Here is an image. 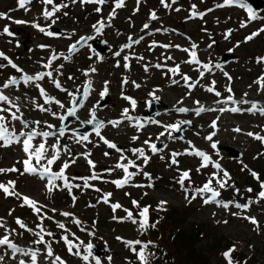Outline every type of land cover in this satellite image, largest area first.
I'll use <instances>...</instances> for the list:
<instances>
[{
  "label": "rangeland",
  "instance_id": "rangeland-1",
  "mask_svg": "<svg viewBox=\"0 0 264 264\" xmlns=\"http://www.w3.org/2000/svg\"><path fill=\"white\" fill-rule=\"evenodd\" d=\"M222 3L223 0H164V3L161 0H124L123 6L116 8V0H105L103 4L96 3L95 0H54V4L66 6L61 7L52 18L46 19L42 13L45 8L51 10L52 5H45L43 0H30L24 8L19 6V0H0V13L5 14V18H0V52L23 70L22 73L18 72L0 57V64L6 65L0 68V86L10 77L19 78L23 74L35 75L52 71L53 78L58 79L62 87L68 90L65 92L57 89L48 77L28 84L21 80L19 84L7 89L0 87L16 105L12 107V104L0 101V108H11L12 112H16L18 116L22 114V118L28 122V127L25 128L20 121L11 119L10 112H0V115L6 117L9 130L14 128L17 135L21 131L29 132L33 129L37 132H57L54 129L64 125V121L58 116L66 115L67 110L73 107L68 92L77 97L84 92L89 80L92 82L90 94L83 99L84 108H77L76 117L87 121L94 109L96 118L104 121L100 136L91 132L88 134V141L78 143L77 140L84 134L72 131L83 127L81 121H73L65 135L59 137V142L56 136H37L32 141L33 148L40 143L45 144L46 158L56 152L51 146L58 143L60 158L50 167L52 172H59L65 161L70 162L69 167L64 170V175L72 186L70 190L64 186L63 180L58 179L55 181L58 187L49 191L46 176L26 172L23 162L29 157L24 152L22 143L0 146V169H17L15 172L0 173V183L7 186L9 181H14V191L20 194L19 198L7 196L0 190V225H3L0 227V238L7 235L17 247L36 251L37 264H59L55 261L56 256L64 264H95L93 257L99 258L101 264H141L137 253L150 240L152 229L155 228L158 239H161L163 230L159 224L165 219L162 225L165 223L166 227L169 217L175 213L173 219L181 223L178 229L182 230L184 236H192L193 243L190 246L200 256L206 257V264H227L222 254L233 245L236 250L231 256L237 254L235 260L240 264H264V198L258 195L264 189H261V184H257L258 181L264 182V142L247 135L252 132L264 136V113L247 111L253 103L257 108L264 107V86L257 82L264 77V61L258 62V58L264 57V4L260 10H255L257 18L250 19L247 9H242L237 4L217 7ZM193 5L196 6L195 9ZM97 8L100 9L99 12ZM113 10L115 15H111ZM193 11L203 13V16H193ZM152 12L156 13L157 19H150ZM17 20L27 23L17 24ZM101 20L106 26L102 34L97 36L93 25ZM33 23L57 35L48 36L33 27ZM145 23L149 28L144 29ZM5 26L13 36L3 33ZM157 29L160 31H156ZM252 33L258 35L246 40ZM81 36L96 39L88 41L91 47L78 46L77 51L69 53V46ZM129 37L132 39L129 40ZM140 37L143 39L138 44L132 43ZM153 41L156 42L154 46ZM193 43L197 45L195 51L200 64L186 63L190 55L182 49H191ZM125 44L132 46L121 51ZM210 44L212 47H209ZM41 45L45 47H40ZM163 45L173 47L165 48ZM98 46L106 47L107 50L101 53ZM117 51L121 52L120 56L114 55ZM54 53L70 55L71 59H65L61 55L52 61L50 68H45L44 65ZM226 55L231 58L222 61ZM125 56L129 57L127 61L124 60ZM140 57L143 59H139ZM125 63L129 65L127 68L124 67ZM205 63L211 66V72L203 69ZM216 63H221L222 68H215ZM157 64L161 67L157 68ZM177 65L179 73L171 72L170 69ZM91 68H95L96 72H91ZM55 69L58 71H54ZM201 71L204 72L203 77L200 75ZM85 72H88L87 76ZM185 74L191 79L185 81L182 78ZM125 78L127 83H123ZM105 81H108V94L101 99L100 92ZM133 81L140 87L137 88ZM37 83L44 88L47 96L59 100L65 107L61 108L54 100L46 103L45 97L40 95L35 86ZM190 84L195 87L190 88ZM229 86L232 88L231 93L227 91ZM209 87H213L215 91H207ZM217 91L220 96L215 95ZM229 95L236 103L223 102ZM124 96L136 101L134 109ZM154 104L158 111L147 116L146 112ZM37 105H43L51 111H41ZM200 106L215 109L236 107L241 111H204L196 115L195 109ZM180 107L190 111L181 113L177 111ZM125 108L129 109L128 115L132 120L127 119L116 126L108 123L125 119L122 115ZM52 112H56L58 116H53ZM213 120L217 122L216 129L210 127ZM36 121L40 124L34 123ZM180 121H191L190 124L185 123L183 135L179 131L165 128L166 125ZM48 125L55 127L49 128ZM92 126L90 124L89 128ZM236 128L241 131H234ZM169 131L171 137L168 135ZM213 131H216L213 140L218 141L217 150L211 147L212 142L205 139ZM162 132L165 134L160 136ZM105 139L114 143L117 148H109L104 143ZM145 141H149V144H145ZM151 143H155L159 151L153 153ZM225 147H232L241 152V155L233 157ZM137 148L144 150L148 157L147 163L144 162V157L133 153L132 149ZM196 149L207 153L213 162H219L221 169L214 168L211 163L207 167H201L202 158L190 154ZM106 152L109 155L106 156ZM89 159L93 161L94 168L89 165ZM173 159L177 163H172ZM72 160L75 162L71 163ZM129 161L134 164H129ZM31 163L38 169L42 165L47 166L46 159L37 164L33 157ZM118 163L127 165L128 172L134 173L122 187L113 183L125 177L124 170L116 167ZM109 169L111 171H107ZM222 170L227 171L231 177L229 186L223 189L216 183L222 177ZM184 171L189 172V177L181 184ZM252 172L258 174V180L252 176ZM94 173L99 179H89L87 183L91 187H84L83 178L91 177ZM214 173L217 175L214 176ZM209 180L212 181L211 187L220 192L216 199L228 203L227 208L215 202L204 203L211 193L196 192L197 188L203 187ZM248 189L252 191L249 192ZM107 193H111V196L105 203L103 197ZM229 193L234 194L233 198ZM24 196L37 202L36 207L40 211L36 212L31 206L24 204ZM133 201H137L139 207ZM161 201L166 203L161 205ZM117 203L121 207L113 211L112 205ZM236 204H248L249 207L241 209ZM145 206L148 207V224H155V227H148L146 231L140 230L139 223L113 219L114 216L126 217L127 209L139 221V212ZM63 212L72 215L65 217L61 215ZM248 217H254L258 224H252ZM17 218L26 228H21L16 223ZM75 220H79L80 224L74 223ZM57 222L63 223L65 229H60ZM158 227L160 229L156 231ZM49 232L52 233L51 236L48 235ZM170 232L178 230L174 228ZM41 236L44 237V242L35 243ZM63 236H68L74 245L80 246L79 256L68 251ZM117 237L123 239L118 240ZM136 240L142 244L133 245L136 248L134 252L126 246L125 241ZM89 243L109 249L100 257L92 251L93 256L84 261L82 256L87 254L86 246ZM49 245L53 252L51 257L47 256ZM75 251L77 249L73 248V252ZM145 254L150 260L152 256L148 247ZM0 256L4 257L0 264H20L21 260L25 264H31L30 255L18 252L13 257L12 250L7 246H0ZM109 256L110 262L107 259ZM185 261L173 264H188Z\"/></svg>",
  "mask_w": 264,
  "mask_h": 264
},
{
  "label": "snow or ice",
  "instance_id": "snow-or-ice-1",
  "mask_svg": "<svg viewBox=\"0 0 264 264\" xmlns=\"http://www.w3.org/2000/svg\"><path fill=\"white\" fill-rule=\"evenodd\" d=\"M29 2H30V0H19V6L21 8H24L25 5L27 3H29ZM74 2H75V0H74ZM82 2H91V0H82ZM95 2L99 3V4H103L105 2V0H95ZM173 2H175V0H173ZM43 3L45 5H52V9L51 10H48V8H45L43 13H42V15L46 19L52 18L54 16V14L57 11L60 10L61 7L66 6V5L54 4V0H43ZM123 3H124V0H116V8L122 7ZM161 3H164V0H161ZM232 4H237L242 9H247V12H248V15H249L250 19H256L257 18L255 10L251 7V5H249L247 3V0H223V3L222 4H218L217 7H223L225 5H232ZM165 7H168V5L165 4ZM192 7H193V9H195L196 6L193 5ZM96 10L98 12L100 11L99 8H97ZM177 11H179V9H177ZM111 15H115V10H113V13ZM192 15L193 16L199 15V16L202 17L203 13H197V12L193 11ZM0 18H5V14L4 13H0ZM150 19L151 20L157 19V16H156L155 12L151 13ZM52 22L55 23V20H53ZM15 23L24 24V23H27V22L26 21L17 20V21H15ZM105 26L106 25H105L103 20L99 21L96 25H93V29L95 30V33L97 34V36L102 34L103 29H104ZM33 27L38 28L41 32H44L48 36L57 35L56 33H53L52 31H45V28L41 27L37 23H33ZM143 27H144V29H147V28H149V25L147 23H145ZM156 31H160V29H157ZM230 31L231 30H229V32ZM3 33H6L9 36H13L14 35L9 30V28L7 26L4 27ZM256 35H258V33H252L248 37H246L245 39L246 40H251ZM225 38H227V36ZM94 39H96V37H92V36L84 37V36H81L75 43H73L72 45L69 46L68 52L69 53H73V52L77 51L78 50V46L87 45V46L91 47V45L88 44V41L89 40H94ZM131 39L132 38L129 37V40H131ZM142 39H143V37H140L139 39H137L135 41H132V43H137L138 44L140 42V40H142ZM213 43H215V41H213ZM155 44H156V42L153 41V46ZM17 46H19V44H17ZM131 46H132L131 44H125V45H123L121 51L123 50V48H130ZM40 47H45V46L41 45ZM163 47L169 48V47H173V46L172 45H163ZM175 47L176 48H180L179 45H175ZM209 47H212V45L210 44ZM196 48H197V45L193 43L191 45V49H182L183 51L188 52L189 55H190V59L188 61H186V63H190V64H200L201 63V61H199L197 59V53L195 51ZM61 55H63L65 59H71L70 55H65V54H62V53L61 54H55L54 53L50 57L49 62L46 63L44 65V67L45 68H50L52 61L58 59L59 56H61ZM114 55L115 56H120L121 52L117 51V52L114 53ZM97 56H99V53H97ZM0 57H3L4 60H6L8 62V65H11V67L16 69L18 72H21V73L23 72V70L20 69L15 63H13L3 52H0ZM100 58L102 59V57H100ZM128 59H129L128 56L124 57L125 61H127ZM139 59H143V57H140ZM168 59H171V57H168ZM260 61H264V57L258 58V62H260ZM118 66H119V64H118ZM128 66L129 65L127 63L124 64V67L127 68ZM214 66L217 69L222 68V64L221 63H216ZM4 67H6V65L0 64V68H4ZM60 67H63V65H61ZM156 67L159 68V67H161V65L157 64ZM203 69L207 70L208 72H211V70H212L211 66L209 64H207V63L203 64ZM54 71H58V69H55ZM90 71L94 73V72H96V69L95 68H91ZM145 71H147V66L145 67ZM170 71L173 72V73H179V71H180L179 70V66L177 65L176 67L170 69ZM84 74L87 76L88 72H85ZM200 75H201V77H203L204 72L201 71ZM224 75L227 76L229 80H231V77L228 76L227 73H224ZM45 77H48L50 80H52V83L55 85V87L57 89H60V90L65 91V92L68 91L67 89L62 87V85H61V83H60V81L58 79H54L53 78V72L52 71L41 72V73H37L35 75L23 74L19 78L10 77L0 87H2L3 89H7L11 85L19 84L21 80L25 84H28L29 82L41 81ZM68 78L72 79V77H68ZM182 78L185 81H188V80L191 79V77H188L186 74L183 75ZM127 82L128 81L125 78L123 83H127ZM257 82L260 83L262 86H264V77H261ZM91 83H92L91 80L86 82V88H85V90L83 92V98L84 99H86L87 96L90 94ZM132 83L137 88L140 87L139 84H135V81H133ZM173 83H178V81H173ZM212 83L215 84V81H213ZM35 86L39 89L40 95L45 97V102L46 103L54 100L55 103L57 105H59L61 108L65 107L59 100H55L54 97L47 96L46 93H45L44 88L41 87L38 83ZM188 86L190 88L191 87H195L194 84H190ZM207 91L214 92L215 89L213 87H209L207 89ZM227 91L229 93H231V91H232L231 86H229L227 88ZM107 94H108V81H105L104 82V88L100 92L101 99H103ZM68 95L72 98L71 102H72V104L74 106L67 110L66 115L58 116V114L56 112H52V115L53 116H58V118L61 121L66 120L67 117H75L76 116V112H77V106L83 107V100H80L78 102L76 94H74L72 92H68ZM150 95H152V94H150ZM215 95L216 96H220L221 94H220V92L217 91V92H215ZM245 95H247V94H245ZM123 98L126 99V100H129L131 102V105H132L133 109L136 107V101L134 99H132L131 97H128V96H124ZM154 99L158 100L159 98L158 97H154ZM0 101L7 102L9 104H12V107H16V105L13 104L12 101L9 100V97L7 95H5L2 90H0ZM228 101H232L233 103H236V101L233 100V97L231 95L226 97V99L223 102H228ZM195 103L199 104V101H196ZM217 103H221V101H217ZM240 103H247V101H240ZM37 107H39L41 111H51L50 109L44 108L43 105H37ZM5 111L11 113V119L12 120L20 121L21 124L23 125V127H25V128L28 127V122H27V120H24L22 118V114L20 116H18L16 114V112H12L11 111V108H7V109L0 108V112H5ZM18 111H19V108L17 107V112ZM177 111L183 113V112H188L190 110L188 108H185V107H180V108L177 109ZM204 111L239 112V111H241V109L240 108H236V107H233V108H230V109H225L223 107H221L219 109H215V108H204L203 106H200V107L195 109L196 115H199L201 112H204ZM247 111H249V112L258 111V112L264 113V107L257 108L256 104L253 103L252 106L249 109H247ZM128 112H129V109L125 108L123 110L122 115L124 116L125 119L132 120L133 118L128 115ZM217 119H219V117H217ZM152 122L153 123H159V121H152ZM34 123H36L37 125L40 124L39 121H36ZM81 123L82 124H93L94 125L93 131L95 132V134L97 136H100V129L104 126L103 122H100V121L97 120L94 109L91 110V118L88 119L87 121H82ZM108 123L112 124L113 126H116L117 124L120 123V121H109ZM185 123L190 124L191 121H180L177 124L166 125L165 128L166 129L175 130V131H180L181 130V127H180L181 124H185ZM48 127L49 128H54L55 126L54 125H48ZM210 127H212L213 129H216V127H217L216 120L212 121ZM66 129H67V125H65L64 127L59 128L58 132H50V131L37 132L35 129H33V130L29 131V132L21 131L17 135L15 130H14V128L11 131L9 130V125L6 122V117L3 116V115H0V146H9L12 143H22L23 150H24V152L26 154H28V157H29L28 159H26L23 162L24 165H25V171L26 172L39 173L42 177L46 176L47 179H48V183L50 185L49 191H51L53 188L58 187V185L55 184V181L58 180V179L59 180H63L64 181V186L69 188V190H70L72 186L69 184L67 177H65V175H64V170L69 167V163L70 162L69 161H65L63 163L62 167L60 168L59 172H52L51 167H50L51 165H53L60 158V149L58 147V143L51 146L52 148L56 149V152L53 155H51L50 158H46L45 157V153H46L47 149H46L44 143H40L36 148H33V146H32V141L37 136H41V137H45V138L49 137V136H56L57 137V141L59 142V137H63L65 135ZM234 131L240 132L241 129L240 128H236V129H234ZM164 134L165 133L162 132V133H160V136H163ZM168 135L171 137V132L170 131L168 132ZM215 135H216V131H213L207 137H205V139L210 141V142H212L211 143V147L214 150H217L218 141H214L213 140V137ZM247 135L248 136H252V137H254L257 140H260V141L264 142V136H261V135H259L257 133L249 132V133H247ZM21 138H24V139L21 140ZM101 139H103V137H101ZM133 139H136V137H133ZM88 140H89V136L87 134H85V135L80 136L79 139L77 140V142L79 143L80 141H88ZM104 143L107 144L109 148H113V149L117 148V146L114 143H111V142L107 141L106 139L104 140ZM145 144H149V141H145ZM150 148H151V151L153 153H156L157 151H159V149L157 148V145L155 143H151L150 144ZM132 151H133V153H138L140 157H144V162L145 163L148 162V157L145 155V152H144L143 149L137 148V149H132ZM190 154H194V155L199 156V157L202 158L203 163L201 164V167H207L211 163L214 168L221 169V164L219 162H213L211 160V157L207 153H205L204 151L196 149V150H194V152H192ZM105 155L107 156V155H109V153L106 152ZM173 155H179V154H173ZM33 157H35V160H36L37 164H40V161L42 159H46L47 166H43L42 165L39 169L37 167L33 166L32 163H31V160H32ZM74 162H75L74 160L71 161V163H74ZM88 163L93 168L95 167L93 161H91L90 159L88 160ZM172 163L175 164V163H177V161L175 159H173ZM129 164H134V162L129 161ZM116 167L121 168V169L124 170L125 177L122 180L113 181V183H115L118 187H122L124 184L128 183V180L131 178L132 175H134V173L128 172V166L125 165V164H119L118 163L116 165ZM15 171H17V169L14 168V167L11 168V169H0V173L15 172ZM107 171H111V169H109ZM197 171H199V169H197ZM251 174H252L253 177L259 179V176H258L257 173L252 172ZM145 175H148V174L145 173ZM213 175L216 176L217 173H214ZM188 177H189V172L188 171H184L183 174H182L181 181H180L181 184H183V180L185 178H188ZM83 179L85 180L84 187H91V185H89L87 183V181L89 179H92V180L99 179V176L94 173L91 177H86V178H83ZM230 179H231V177H230L229 173L227 171H223L222 170V177L217 179L216 183L219 185V188L223 189V188L229 186L228 185V181ZM211 184H212V181L209 180L208 182H206L203 185V187L197 188L196 192L200 193V194L211 193V196L206 198L204 200V203L207 204V203L215 202L218 205L222 204L223 207L227 208L228 207V203H223V202H221V201L216 199L220 195V192L218 190L214 189L213 187H211ZM14 185H15L14 181H9L7 186L5 184L0 183V190H2L4 192V194L7 195V196H17L19 198L20 194H18V193H16L14 191ZM77 187H79V185H77ZM261 189H264V182H261ZM237 191H238V189H237ZM248 191L251 192L252 189H248ZM258 195H259L260 198H264V190H261ZM110 196H111V193H107V194L104 195L103 200H104L105 203L108 202V197H110ZM192 198L195 199V196H193ZM22 200H23L24 204L31 206L34 211H36V212L40 211V209L36 207V203L37 202L31 200L29 197L24 196V197H22ZM73 200H75V197H73ZM165 203H166V201H161V205H163ZM133 204L135 206L139 207L137 201H133ZM235 206L237 208H241V209H246V208L249 207L248 204H236ZM120 207H121V205H119L118 203L112 205L113 211H115L117 208H120ZM53 211H55V209H53ZM125 211L127 212V216L126 217L117 218V217L114 216L113 219H120L121 221L126 219V220H130L134 224L135 223H139V228L142 231H146L148 227H155V224L149 225L148 222H147V213H148V207L147 206L143 207L140 210L139 216L141 217V219L139 221H137V219L133 217V214H132V212L130 210L125 209ZM61 215L65 216V217H68V216H71L72 214L68 213V212H63V213H61ZM44 218L45 217H41V219H44ZM47 219H52V217H47ZM247 219H249L250 222L252 224H254V225L258 224V222L256 221V219L254 217H248ZM16 223L19 224L21 228H26V225L23 224L19 218H17ZM74 223L79 225L80 221L79 220H75ZM2 226L3 225H0V227H2ZM57 226L60 229H65V225L63 223L57 222ZM28 230L31 231V229H28ZM41 230L43 231V229H41ZM48 235L51 236L52 233L49 232ZM62 239L68 245V251L70 253H72L73 255H77V256L80 255V252H79V247L80 246L79 245H74L68 239V236H63ZM77 239H79V238L77 237ZM117 239L118 240H122L123 238L117 237ZM43 242H44V237L41 236L40 240L36 241L35 243H43ZM151 243L152 242L149 241L147 244H143V246L140 248L139 252L137 253L138 260L141 262V264H147L148 256L145 254V249H147L148 244H151ZM81 244H83V241H81ZM125 244H126V246H129L132 251L135 252L136 248L132 247V246L133 245H141L142 242L139 241V240H136V241H125ZM0 246H7L8 248H10L12 250L13 257H15V254L18 253V252L23 253L24 255H30L31 256V264H37V252L36 251H27L25 249H21V248L17 247V245H15L14 243H12L9 240V237L7 235H5L2 238H0ZM93 247L94 246L92 244H90V243L87 244V246H86L87 254L82 256V259L84 261H88L90 256H93V253H92ZM73 248H76L77 251L73 252ZM235 250H236L235 249V245H233L232 247H230L227 251H225L222 254L225 257V259L227 260V264H239V262H234L232 260L231 254ZM47 256H49V257L53 256V252H52V249H51L50 245L47 248ZM93 259L95 260V264H101V261H100L99 258L93 257ZM107 259H108L109 262L111 261V257L110 256ZM3 260H4V257L0 256V262H2ZM55 261L59 262V264H64V262L61 260V258L59 256L55 257ZM20 264H25V261L21 260Z\"/></svg>",
  "mask_w": 264,
  "mask_h": 264
},
{
  "label": "trees",
  "instance_id": "trees-1",
  "mask_svg": "<svg viewBox=\"0 0 264 264\" xmlns=\"http://www.w3.org/2000/svg\"><path fill=\"white\" fill-rule=\"evenodd\" d=\"M257 184L260 185L261 181H258ZM228 195H230V197L232 198L234 196L233 193H229ZM174 215L175 213H172L171 216L169 215L170 217L166 222V227H165V223L162 225L165 219L162 220L163 222L161 221L162 222L161 224H159L160 225L159 227L163 230L161 239H158L157 237L158 235L154 231L155 228L152 229L151 238L150 240H148V242L149 241L152 242L148 246V251L151 253L152 257L150 258V260L147 261V264H173L174 262H179L181 260L188 261V264H206L205 262L206 257L200 256L198 253L195 252L193 247L190 246L191 243H193L192 236L191 235L184 236L185 234L182 233V230L178 229L181 223L180 222L178 223L173 219L172 216ZM159 227L156 228V231L160 229ZM174 228L178 230V232L171 233L170 230L171 229L174 230ZM160 242L163 243L164 245H162ZM236 255L237 254L232 255V260L234 262H239L235 260ZM241 264H243V262Z\"/></svg>",
  "mask_w": 264,
  "mask_h": 264
},
{
  "label": "water",
  "instance_id": "water-1",
  "mask_svg": "<svg viewBox=\"0 0 264 264\" xmlns=\"http://www.w3.org/2000/svg\"><path fill=\"white\" fill-rule=\"evenodd\" d=\"M247 2L253 7V9H255V10H260L261 8H262V6H263V4H264V0H247ZM99 48H98V50H99V52H103V51H106L107 50V48L105 47V48H102V47H100V46H98ZM229 58H231L230 57V55H226L225 57H223L222 58V61H226L227 59H229ZM84 98H83V93L82 94H79L78 96H77V101L79 102L80 100H83ZM74 106V105H73ZM78 107V106H77ZM158 111V107L156 106V104H154V105H152L151 106V108L150 109H148V111L146 112V115L147 116H151V115H153L154 113H156ZM97 120L98 121H100V122H103V124H104V121L102 120V119H98L97 118ZM73 121H81L82 122V120H80V119H78L76 116L75 117H67V119L66 120H64V125H63V127L65 126V125H67V129H68V126L73 122ZM83 125V127H80V128H76V129H74V130H72L73 132H79V133H83L84 135L85 134H90L91 132H94L93 131V128H94V125L91 127V128H89V125L90 124H82ZM186 126V124H184V125H182L181 126V130L179 131V134L180 135H183L182 134V131H183V128ZM67 129H66V131H67ZM55 131H57L58 132V130H59V128H55L54 129ZM225 149L230 153V155L231 156H233V157H239L240 155H241V152H239V151H235L234 150V148H232V147H225ZM94 247H93V252L98 256V257H100L101 256V254L102 253H104L105 251H107L109 248L108 247H99V246H96L95 244H92Z\"/></svg>",
  "mask_w": 264,
  "mask_h": 264
},
{
  "label": "bare ground",
  "instance_id": "bare-ground-1",
  "mask_svg": "<svg viewBox=\"0 0 264 264\" xmlns=\"http://www.w3.org/2000/svg\"><path fill=\"white\" fill-rule=\"evenodd\" d=\"M91 94H93V93H91ZM83 108H84V107H83ZM125 120H127V119H122V120L120 121V123L124 122Z\"/></svg>",
  "mask_w": 264,
  "mask_h": 264
}]
</instances>
